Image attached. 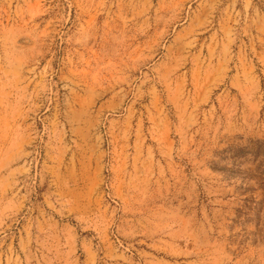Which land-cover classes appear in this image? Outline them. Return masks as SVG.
I'll list each match as a JSON object with an SVG mask.
<instances>
[{"label": "rangeland", "instance_id": "rangeland-1", "mask_svg": "<svg viewBox=\"0 0 264 264\" xmlns=\"http://www.w3.org/2000/svg\"><path fill=\"white\" fill-rule=\"evenodd\" d=\"M0 264H264V0H0Z\"/></svg>", "mask_w": 264, "mask_h": 264}]
</instances>
